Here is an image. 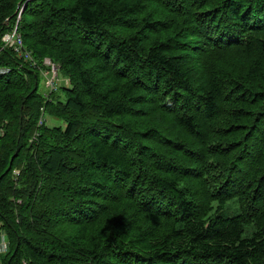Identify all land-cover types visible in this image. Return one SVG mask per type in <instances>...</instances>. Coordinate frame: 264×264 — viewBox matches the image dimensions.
<instances>
[{"label":"trees","instance_id":"1","mask_svg":"<svg viewBox=\"0 0 264 264\" xmlns=\"http://www.w3.org/2000/svg\"><path fill=\"white\" fill-rule=\"evenodd\" d=\"M0 232V264H264V0H0Z\"/></svg>","mask_w":264,"mask_h":264},{"label":"built area","instance_id":"2","mask_svg":"<svg viewBox=\"0 0 264 264\" xmlns=\"http://www.w3.org/2000/svg\"><path fill=\"white\" fill-rule=\"evenodd\" d=\"M20 14L17 16L19 18ZM2 42L4 46L11 49L18 58L22 59L25 63H29L33 68H37L36 63L33 61L29 52L24 50L22 45V40L17 33V25L13 28V30L9 33H6L2 37ZM42 66H44V70H39L41 77L44 76L46 78L45 87L49 91L56 90L57 87L60 86V79L58 76V67L54 65L49 59H44L42 62ZM66 84L68 83L65 81ZM1 240V251H6V243L4 239V235L0 234Z\"/></svg>","mask_w":264,"mask_h":264},{"label":"rangeland","instance_id":"3","mask_svg":"<svg viewBox=\"0 0 264 264\" xmlns=\"http://www.w3.org/2000/svg\"><path fill=\"white\" fill-rule=\"evenodd\" d=\"M24 5V4H23ZM23 5L21 6V8L23 7ZM24 8V7H23ZM23 8H22V10H23ZM19 11V10H18ZM18 11H17V13H18ZM21 13L22 12H20V15H21ZM59 79L61 80L62 78H61V76H59ZM45 81H46V78L44 77V76H42L41 77V79H40V83H39V92L40 93H45L46 91H47V88L45 87ZM60 84H62L63 85V80H61L60 81ZM46 120H47V124L48 125H62V122L61 121H58V120H52V119H48V118H46ZM231 203H232V201L231 202H229L227 205H226V208H225V210H223V214L222 215H224V216H233V215H235L237 212L235 211V212H233V211H230L229 209H227L228 208V206L229 205H231ZM1 234V233H0Z\"/></svg>","mask_w":264,"mask_h":264},{"label":"clouds","instance_id":"4","mask_svg":"<svg viewBox=\"0 0 264 264\" xmlns=\"http://www.w3.org/2000/svg\"><path fill=\"white\" fill-rule=\"evenodd\" d=\"M18 10H19V11H18V13H17V16L20 14V10H21V9H18ZM58 76H59V75H58ZM61 80H63V84H64V85H67L66 82H65V81H67V80H65L64 78H62ZM60 85H61V84H60ZM0 233L3 234L2 232H0ZM4 239H5V238H4Z\"/></svg>","mask_w":264,"mask_h":264},{"label":"water","instance_id":"5","mask_svg":"<svg viewBox=\"0 0 264 264\" xmlns=\"http://www.w3.org/2000/svg\"><path fill=\"white\" fill-rule=\"evenodd\" d=\"M27 1H29V0H27ZM24 6H25V3H24V5H23V7H24ZM23 7H22V8H23ZM22 8H21L20 12H22Z\"/></svg>","mask_w":264,"mask_h":264},{"label":"bare ground","instance_id":"6","mask_svg":"<svg viewBox=\"0 0 264 264\" xmlns=\"http://www.w3.org/2000/svg\"><path fill=\"white\" fill-rule=\"evenodd\" d=\"M12 31V30H11ZM10 32V31H9ZM26 64V63H25ZM41 66V65H40ZM42 69H43V67H42ZM45 69V68H44ZM60 73V72H59ZM61 81V80H60ZM54 92V91H53ZM48 94V93H47ZM44 109V108H43Z\"/></svg>","mask_w":264,"mask_h":264}]
</instances>
